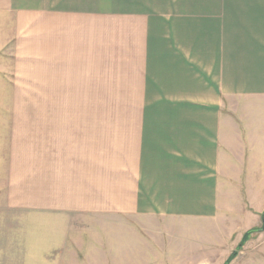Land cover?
<instances>
[{
  "label": "crops",
  "instance_id": "0c3cea01",
  "mask_svg": "<svg viewBox=\"0 0 264 264\" xmlns=\"http://www.w3.org/2000/svg\"><path fill=\"white\" fill-rule=\"evenodd\" d=\"M9 47L79 108L44 204L124 240L61 262L264 264V0H0Z\"/></svg>",
  "mask_w": 264,
  "mask_h": 264
},
{
  "label": "rangeland",
  "instance_id": "374dc122",
  "mask_svg": "<svg viewBox=\"0 0 264 264\" xmlns=\"http://www.w3.org/2000/svg\"><path fill=\"white\" fill-rule=\"evenodd\" d=\"M16 57L11 47L0 53V264H65L61 259L93 257V243H123L121 235L98 231L99 218L44 204L45 116L79 108L54 106L55 92L49 106L42 66L23 67L26 60Z\"/></svg>",
  "mask_w": 264,
  "mask_h": 264
},
{
  "label": "trees",
  "instance_id": "16d2710c",
  "mask_svg": "<svg viewBox=\"0 0 264 264\" xmlns=\"http://www.w3.org/2000/svg\"><path fill=\"white\" fill-rule=\"evenodd\" d=\"M245 241H246V238H244L242 242L244 243ZM231 259H229L225 264H228Z\"/></svg>",
  "mask_w": 264,
  "mask_h": 264
}]
</instances>
